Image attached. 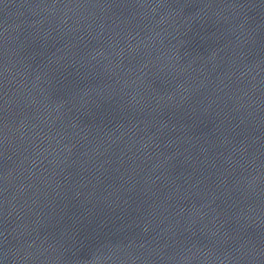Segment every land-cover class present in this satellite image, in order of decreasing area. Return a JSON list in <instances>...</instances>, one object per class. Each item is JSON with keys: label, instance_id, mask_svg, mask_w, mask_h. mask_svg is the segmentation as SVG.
Masks as SVG:
<instances>
[{"label": "water", "instance_id": "95a60500", "mask_svg": "<svg viewBox=\"0 0 264 264\" xmlns=\"http://www.w3.org/2000/svg\"><path fill=\"white\" fill-rule=\"evenodd\" d=\"M0 264H264V0H0Z\"/></svg>", "mask_w": 264, "mask_h": 264}]
</instances>
